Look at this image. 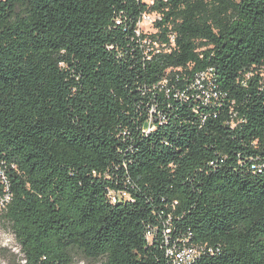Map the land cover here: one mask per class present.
I'll return each instance as SVG.
<instances>
[{
	"label": "trees",
	"instance_id": "1",
	"mask_svg": "<svg viewBox=\"0 0 264 264\" xmlns=\"http://www.w3.org/2000/svg\"><path fill=\"white\" fill-rule=\"evenodd\" d=\"M6 195L10 264H264V0H0Z\"/></svg>",
	"mask_w": 264,
	"mask_h": 264
},
{
	"label": "rangeland",
	"instance_id": "2",
	"mask_svg": "<svg viewBox=\"0 0 264 264\" xmlns=\"http://www.w3.org/2000/svg\"><path fill=\"white\" fill-rule=\"evenodd\" d=\"M150 2L151 0H144ZM150 19L147 21H142L138 24L139 30L143 33H153L155 29L152 26V20H154L157 15L152 13L149 15ZM149 20V21H148ZM150 47V44H148ZM157 47V45H154ZM22 258L20 251V245L15 237L14 232L8 222L4 221L0 217V264H10L14 261H19ZM72 264H97L96 262L86 260L82 257H75Z\"/></svg>",
	"mask_w": 264,
	"mask_h": 264
},
{
	"label": "built area",
	"instance_id": "3",
	"mask_svg": "<svg viewBox=\"0 0 264 264\" xmlns=\"http://www.w3.org/2000/svg\"><path fill=\"white\" fill-rule=\"evenodd\" d=\"M149 15L150 14L142 15L140 22L147 21V19H150ZM209 74L210 73H201L199 76V79L196 80L193 86H197L198 88H201L202 81H204V79L209 78ZM7 201H8L7 195L3 199H0V210L4 206V203H6ZM195 254H196V251L193 249H189V248H182L180 251H172V250L169 251V255L173 256L172 264H188L193 259Z\"/></svg>",
	"mask_w": 264,
	"mask_h": 264
}]
</instances>
